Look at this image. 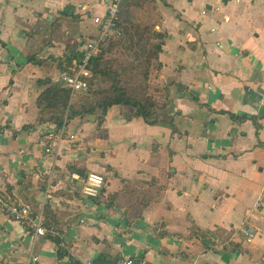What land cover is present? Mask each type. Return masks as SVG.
<instances>
[{"label": "crops", "instance_id": "1", "mask_svg": "<svg viewBox=\"0 0 264 264\" xmlns=\"http://www.w3.org/2000/svg\"><path fill=\"white\" fill-rule=\"evenodd\" d=\"M151 1L166 39L142 75L161 124L118 106L101 126L66 116L77 141L56 158L61 128L41 123L38 99L68 90L62 69L115 0H0V192L63 233L33 242L0 212V264H264V0ZM122 33L103 47L118 72Z\"/></svg>", "mask_w": 264, "mask_h": 264}, {"label": "trees", "instance_id": "2", "mask_svg": "<svg viewBox=\"0 0 264 264\" xmlns=\"http://www.w3.org/2000/svg\"><path fill=\"white\" fill-rule=\"evenodd\" d=\"M144 3L153 6L151 0L123 2L119 14V26L121 31L125 28L128 32L130 29L132 41L130 44L120 41L109 45L108 51L117 49L126 56L127 69L123 72L116 71L104 58L105 51H103L101 58L94 61L91 67L89 94L81 97L73 109L68 108L70 93L67 89L46 90L40 95L38 107L41 111V123L51 122L57 124L60 129L67 116L68 121L78 118L98 119V124L101 126L109 110L118 106L129 107L132 117L142 118L148 125L161 124L160 118L163 117L164 106L150 94L149 83L143 77L142 70L151 66L158 58L166 36L154 31L160 19L151 17L153 19L151 22L152 13L141 8ZM128 24L131 28L124 27ZM76 48H69L68 51L74 53ZM64 71L69 69L63 68L62 72ZM51 114L53 115L49 117L48 115ZM163 124L171 126L174 134L178 133L172 124Z\"/></svg>", "mask_w": 264, "mask_h": 264}, {"label": "built area", "instance_id": "3", "mask_svg": "<svg viewBox=\"0 0 264 264\" xmlns=\"http://www.w3.org/2000/svg\"><path fill=\"white\" fill-rule=\"evenodd\" d=\"M125 0H115L110 7L108 15L105 18L96 17L93 22L98 26L100 34L96 40L85 43L84 50L76 66L71 71L61 73V80L70 91L71 98H80L89 94L90 80L92 79L91 67L94 61L98 60L103 51L106 42L110 40H120L123 33L119 26V14L121 5ZM206 15V14H203ZM212 16L213 14H208ZM260 102L264 104V94L260 96ZM50 147L48 152L54 157H60V146L63 143L76 142L77 138L71 136L66 125L57 133L48 135ZM73 175L72 179H77ZM0 212L13 222L23 224L30 232L31 240L36 242L39 239H58L63 240L62 231L55 225L49 226L46 223L44 213L35 214L27 205H20L11 198L0 192ZM36 259H31L28 264H35ZM86 264H94L87 262ZM108 264H139L131 259H120L117 262Z\"/></svg>", "mask_w": 264, "mask_h": 264}]
</instances>
